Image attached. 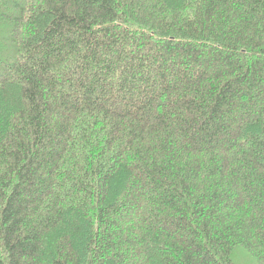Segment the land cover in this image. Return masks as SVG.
Masks as SVG:
<instances>
[{
    "label": "trees",
    "instance_id": "1",
    "mask_svg": "<svg viewBox=\"0 0 264 264\" xmlns=\"http://www.w3.org/2000/svg\"><path fill=\"white\" fill-rule=\"evenodd\" d=\"M264 264V0H0V264Z\"/></svg>",
    "mask_w": 264,
    "mask_h": 264
},
{
    "label": "rangeland",
    "instance_id": "2",
    "mask_svg": "<svg viewBox=\"0 0 264 264\" xmlns=\"http://www.w3.org/2000/svg\"><path fill=\"white\" fill-rule=\"evenodd\" d=\"M238 264H252L250 259L243 251H238L236 254Z\"/></svg>",
    "mask_w": 264,
    "mask_h": 264
}]
</instances>
